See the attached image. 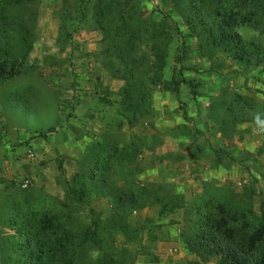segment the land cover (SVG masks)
<instances>
[{
  "label": "rangeland",
  "instance_id": "rangeland-1",
  "mask_svg": "<svg viewBox=\"0 0 264 264\" xmlns=\"http://www.w3.org/2000/svg\"><path fill=\"white\" fill-rule=\"evenodd\" d=\"M219 11L235 13L246 21L239 29L241 35L259 43L264 51V0H0V54L15 58L28 54L20 74L0 81L2 95L4 84L13 87L16 98L25 92L27 83L33 86L29 92L34 89L39 94L36 71L42 68L39 76L49 78L50 69L60 66L63 122L59 132L74 116L71 96H79L78 71L102 67L122 84L113 95L105 96L112 107L108 114L113 132L103 140L105 153L92 154L100 143L85 141L82 153L64 150L57 155L54 188H44L37 195L31 191L23 205H15L11 223L19 234L13 236L14 243L23 247L30 238L26 232H38L47 248L63 241L62 249L73 264H134L143 254L139 245L149 228L174 222L184 238L195 229L200 212L216 217L236 212L238 221L231 226L242 228L248 236L264 232V177L254 176L253 186L245 191L225 190L215 198L205 195L188 202L180 180L156 185L140 180L136 167L134 151L142 149L145 140H134L132 134L149 129L145 120L153 115L151 99L164 83L172 86L178 110L179 104L197 95L203 101L211 98L195 89L212 83L216 74L224 83H236L243 75L258 84L264 81L262 66L233 62L231 68L236 69L224 70L232 59L209 39V27ZM30 57L36 59L33 65ZM13 117L33 133L48 126L46 116L18 104ZM122 130L130 136L125 139L130 145L119 144L122 135L115 132ZM25 179L29 181L21 178L19 188L30 190V182L22 187ZM129 195L134 202L126 201ZM218 205L223 213L218 214ZM257 249L264 252V236ZM23 251H16V257H22ZM208 261L215 262L213 258Z\"/></svg>",
  "mask_w": 264,
  "mask_h": 264
},
{
  "label": "crops",
  "instance_id": "crops-1",
  "mask_svg": "<svg viewBox=\"0 0 264 264\" xmlns=\"http://www.w3.org/2000/svg\"><path fill=\"white\" fill-rule=\"evenodd\" d=\"M76 55L80 59L84 57V54ZM34 62L36 59L30 57V65ZM233 62L228 59L224 70L236 69L231 68ZM60 68L50 69L49 78L39 76L42 68L36 71L41 88L39 94L34 89L29 92L33 87L31 83H27L25 92L16 98L11 85L4 84L6 93L0 92V264H22L21 257L15 255L22 245L12 241L13 236L19 234L11 223L15 205H23L31 191L37 195L44 188H54L59 163L57 155L64 150L68 154L82 153L81 145L85 141H98L100 146L92 154L102 156L105 153L103 140L113 133L109 130L108 114L112 107L105 96L113 95L122 84L98 66L94 70L79 69V96L76 93L71 96L74 116H70L63 129L57 131L63 122ZM246 77L238 76L234 79L236 83H224L223 77L216 74L212 83L199 84L195 89L196 93L206 92L211 98L203 101L197 95L196 99L179 104L178 110L172 100V86L164 83L162 91L154 92L151 99L153 115L145 120L149 129L132 134L134 140H145L144 147L134 151L139 179L156 185L180 180L186 201L193 202L205 195L215 198L225 190L230 193L245 191L253 186L254 176L263 178L264 81L260 80L258 84L256 79L252 81V77ZM98 94L105 98L97 97ZM17 104L46 116L48 126L41 127L45 131L30 132L29 126L15 121L13 115ZM115 133L122 135L120 145L129 144L125 139L130 136L123 130ZM24 176L29 179L30 190L19 188ZM169 214L173 216L172 211ZM20 234L25 235L22 231ZM6 239L10 242H3ZM139 246L143 248V254L134 264H216L201 262L190 253L174 222L149 228Z\"/></svg>",
  "mask_w": 264,
  "mask_h": 264
},
{
  "label": "trees",
  "instance_id": "trees-1",
  "mask_svg": "<svg viewBox=\"0 0 264 264\" xmlns=\"http://www.w3.org/2000/svg\"><path fill=\"white\" fill-rule=\"evenodd\" d=\"M246 23L235 13L217 12L213 24L209 27L210 43L214 48L224 49L228 56L239 65L262 66L264 70L262 46L254 40L244 38L239 31L246 26ZM7 55L0 54V81L20 74L23 62L28 56V54H22L15 58ZM126 201L134 202V197L126 196ZM215 208L218 214L224 212L219 205ZM200 213L195 229L190 230L184 238L182 236L188 251L196 255L200 261L207 262L209 258H213L216 264H264V252H258L257 249V243L263 241V230L248 236L242 228H234L229 223L238 221L235 217L236 212L230 215L223 214L220 217L211 213ZM44 225H46L45 222ZM48 225L52 227V223ZM26 233L30 238L25 246L20 248L24 250L21 257L22 264H73L72 259H68L66 252L62 249L63 241L59 240V246L51 249L40 242L41 236L38 232Z\"/></svg>",
  "mask_w": 264,
  "mask_h": 264
},
{
  "label": "built area",
  "instance_id": "built-area-1",
  "mask_svg": "<svg viewBox=\"0 0 264 264\" xmlns=\"http://www.w3.org/2000/svg\"><path fill=\"white\" fill-rule=\"evenodd\" d=\"M29 184L28 180H22V187H27V185Z\"/></svg>",
  "mask_w": 264,
  "mask_h": 264
}]
</instances>
